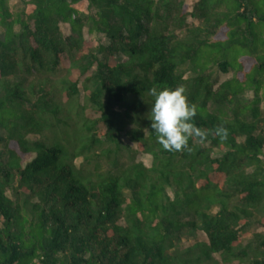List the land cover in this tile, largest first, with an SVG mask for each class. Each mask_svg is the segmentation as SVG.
I'll use <instances>...</instances> for the list:
<instances>
[{
    "label": "trees",
    "instance_id": "trees-1",
    "mask_svg": "<svg viewBox=\"0 0 264 264\" xmlns=\"http://www.w3.org/2000/svg\"><path fill=\"white\" fill-rule=\"evenodd\" d=\"M181 86L206 135L166 151L148 90ZM122 135L150 165H117ZM252 226L264 0H0V264H264Z\"/></svg>",
    "mask_w": 264,
    "mask_h": 264
},
{
    "label": "clouds",
    "instance_id": "clouds-1",
    "mask_svg": "<svg viewBox=\"0 0 264 264\" xmlns=\"http://www.w3.org/2000/svg\"><path fill=\"white\" fill-rule=\"evenodd\" d=\"M148 95L152 97L150 127L164 150L190 151V137H205L206 133L192 123L197 115V107L188 101L182 86L159 89L152 87L148 90ZM216 134L221 140L226 139L227 129L218 126Z\"/></svg>",
    "mask_w": 264,
    "mask_h": 264
},
{
    "label": "rangeland",
    "instance_id": "rangeland-1",
    "mask_svg": "<svg viewBox=\"0 0 264 264\" xmlns=\"http://www.w3.org/2000/svg\"><path fill=\"white\" fill-rule=\"evenodd\" d=\"M194 1L195 0H185V3L187 4L188 9H191L192 3ZM17 2H18V0H10V4H14ZM188 22L196 23L197 21L192 20L191 18H188ZM61 27H62V30L65 34H67L69 32V27L67 24H62ZM86 37L90 38L93 36L91 34H88V35L86 34ZM228 76H229V74L220 73L219 81L223 80L224 78H226ZM247 96H251V93H247ZM76 101L78 104H82L84 102L83 101V92H80V94L77 96ZM121 142H123L122 143L123 147H121L120 152L118 154L117 165H119V164L124 165V164H128L131 162H139V161H141L146 166L150 165L151 156L149 154L140 152L137 148L136 142L129 139L127 135L121 136ZM81 161H82L81 156H78L74 162L77 166H79ZM99 162H100V168L102 170L112 168V163L110 162L109 159H106L105 157H101ZM216 209H217L216 207H213L212 211H216ZM252 230L264 231V228L252 226L249 229V232H247L246 234L243 235L244 240H247L250 237ZM190 242H192L191 239H189L188 241H185L184 244H188Z\"/></svg>",
    "mask_w": 264,
    "mask_h": 264
}]
</instances>
